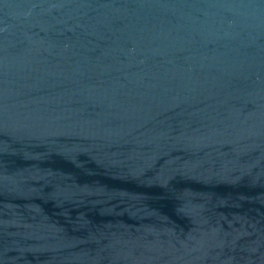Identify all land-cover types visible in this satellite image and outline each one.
<instances>
[{"label": "water", "instance_id": "water-1", "mask_svg": "<svg viewBox=\"0 0 264 264\" xmlns=\"http://www.w3.org/2000/svg\"><path fill=\"white\" fill-rule=\"evenodd\" d=\"M0 264H264V0H0Z\"/></svg>", "mask_w": 264, "mask_h": 264}]
</instances>
